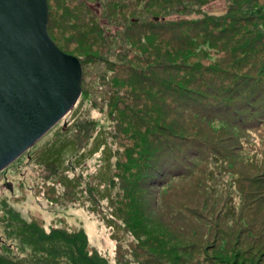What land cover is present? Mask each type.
Instances as JSON below:
<instances>
[{"label": "rangeland", "instance_id": "rangeland-1", "mask_svg": "<svg viewBox=\"0 0 264 264\" xmlns=\"http://www.w3.org/2000/svg\"><path fill=\"white\" fill-rule=\"evenodd\" d=\"M183 1L186 7L194 0ZM46 2L48 35L79 59L81 91L65 115L0 170V264H72V259L73 264H87L83 258L87 253L93 259L100 255L96 264H264V236L258 238L257 232L244 230L235 243L236 231L249 226L220 222L210 212L208 220L196 217L206 209L222 213L232 205L235 211L243 208L248 220L264 225V206L258 199L264 198V117L259 121L249 118L247 126L252 128L235 131L230 138L228 127L201 119L214 106L195 101L192 107V100L183 101V84L170 79L167 70L151 71L156 73L152 78L145 70L141 76L131 72L147 67V53L169 49L178 52L175 60L189 52V62L200 59L205 63L206 70L198 76L202 83L195 76L184 79L198 87L192 93L195 100L246 89L256 71L264 67V50L248 54L238 46L249 35L248 20L237 24L244 29L228 38L233 41L226 42V48L220 42L210 46L195 44L196 40L177 47L178 42L186 41L183 26H174L162 32L154 49L151 31L155 29L151 27L158 24L151 25V21L179 22L175 20L199 18L202 12L224 16L228 11L232 15L237 13L234 7H251L254 2L257 6L258 1L205 0L199 10L193 2L187 11H176L180 0ZM228 74L223 85L214 82L217 88L204 90L216 77ZM253 84L261 86L251 91L256 104L264 98V85ZM57 136L58 147L72 146L73 150L55 166L50 160L58 158L52 143ZM99 141L110 147L103 158L110 164L107 170ZM159 141L171 150L159 155L155 145ZM51 143L54 146L42 151ZM91 143L95 148L89 153ZM83 151L84 156L70 164ZM186 153L187 160L183 158ZM158 156L160 162L168 159L163 164L165 171L191 168L185 179L174 177L169 184L173 205L191 200L188 211L192 214L182 207L179 211L188 220L163 215L158 199L156 209L161 215L150 206L147 184L155 174L148 176ZM106 171L114 182L106 181L105 189ZM257 176L260 179L255 181ZM196 193L209 202L196 206L205 202L197 201ZM110 201L117 207L116 227L110 223ZM86 223L93 224L92 230ZM262 228L256 229L263 232ZM201 229L211 233L200 235Z\"/></svg>", "mask_w": 264, "mask_h": 264}, {"label": "water", "instance_id": "water-1", "mask_svg": "<svg viewBox=\"0 0 264 264\" xmlns=\"http://www.w3.org/2000/svg\"><path fill=\"white\" fill-rule=\"evenodd\" d=\"M46 0H0V170L74 104L80 64L46 32Z\"/></svg>", "mask_w": 264, "mask_h": 264}, {"label": "trees", "instance_id": "trees-1", "mask_svg": "<svg viewBox=\"0 0 264 264\" xmlns=\"http://www.w3.org/2000/svg\"><path fill=\"white\" fill-rule=\"evenodd\" d=\"M187 1V0H186ZM197 1V2H196ZM258 1L259 4H256L257 6L253 5L255 4V2L252 4L251 7H247V5L244 7L243 6H236L234 7L236 9L237 13H233L232 15L229 14L228 11H225L224 16L222 15H213L210 13H206V12H202L199 16V18H191V19H178L175 21H179V22H170V21H165V20H160V21H151V25L153 24H158V25H154V26H150L149 24H147L149 27L154 28L155 31L151 33L154 35V40L152 45H151V49H154V47L156 46V42H158L157 39H162L163 35L162 32L164 31H168L170 30L172 27L176 26L177 28H181V26H183L184 31L181 30V32L184 33L183 38L185 39V43L182 44L181 42H178V44L176 45L178 47V45H189L191 41L196 40L194 43L195 44H200L202 42H206L208 43V45L213 46L214 42H220L221 47H225L226 42L228 41H233V40H228V38L232 35V34H236L241 32V28L242 26H238L237 24H239V22L244 21L245 22L248 20V28L246 30H248L249 35L245 38L244 42H241L240 39V43H239V47L241 52L245 51L248 54H255L257 52H259L261 49L264 50V42L261 43L262 40H264V1L260 2ZM194 3H196L197 9L200 6H202V4L205 2V0H194ZM193 2L189 5H187L185 7V3L183 0H180V3L178 2V8H176V11H181V9H184L183 11H187L188 8L192 7L193 8ZM184 3V4H182ZM48 8V6H47ZM195 10V9H194ZM256 11L257 15L256 18H254L255 16L252 14V12ZM255 13V12H254ZM228 16V17H226ZM235 19V21H233ZM256 19V20H255ZM232 21L231 23L229 21ZM227 22L229 23L227 25ZM251 22V23H250ZM255 28H252V27ZM163 28V29H162ZM48 29V28H47ZM244 29V28H242ZM255 31V32H253ZM158 35H162L161 37ZM240 36V35H239ZM231 38V37H230ZM160 41H164V40H160ZM166 41V40H165ZM214 41V42H213ZM165 43V42H164ZM61 51H64L61 47H59L57 44H55ZM207 45V44H206ZM203 45V46H206ZM157 47V46H156ZM174 48V47H173ZM226 48V47H225ZM173 52V53H172ZM66 53H71V52H66ZM172 53V54H169ZM176 51H169V49H167V51L164 52H150L147 53L149 55V58L146 57V60L148 61V65L146 68H142L139 71H134L131 70V72L133 73H137L140 76L144 73V72H148V76L149 78H152L153 76L156 75V73H151V71H155V70H160V71H165L167 70L169 73H171L170 75H167L170 79H172L174 82L175 79H179L181 84H183L184 87V91H185V96L181 95L182 98H184L183 101H191V105L192 107H194L195 105V101H203V102H216L215 103V107L218 108H222L224 113L228 114V118L231 119L233 117V114L235 112H240V110L242 108H247L250 107L253 104V100L251 99V97L249 96V92L253 91L256 86L259 87V84H253L254 82L257 83H263L264 85V67L258 71H256L255 77L252 79V81H250V84L247 85L246 89H243L242 91H233L232 93H230L229 95L226 94H221V95H215V96H208L207 99L205 100H199V99H194L193 96V90H197V86L194 85L192 86L191 84L187 83L184 81L185 76H190L193 77L195 76V78H197V80L202 83V81L204 80H200L198 78V76H201V74L206 70V65L205 63L200 60L197 59L196 61H192L189 62V60L186 59L187 55L189 54V52H186L185 55L184 53L182 54V57L180 58V60H175L176 56H177ZM144 54V53H143ZM73 55V54H71ZM153 59V60H150ZM255 65V63H254ZM258 66V65H255ZM139 68V67H138ZM141 68V67H140ZM145 70V71H144ZM255 72V67L252 69ZM142 71H144L142 73ZM231 74L228 75H224L223 77H221L222 79H218L217 77L211 81L207 86L204 87V90H208L211 88H217L218 86H214V82H218L220 84H224L227 80H228V76H230ZM236 75H232V77H235ZM167 78V77H166ZM164 78V79H166ZM175 78V79H173ZM202 78V77H200ZM207 78V76H206ZM163 79V80H164ZM162 80V82H163ZM169 82L168 80H164ZM178 83V82H176ZM168 84V83H167ZM180 85V83H178ZM140 86V85H139ZM182 86V85H180ZM221 86V85H220ZM219 86V87H220ZM192 87V88H190ZM261 87V86H260ZM259 87V88H260ZM246 94V95H245ZM190 95V97L188 96ZM189 97V98H188ZM215 97H219L215 98ZM211 98H215V99H211ZM260 103H264V99L260 101ZM240 106L242 108H240ZM176 125V124H174ZM222 123H219V126H222ZM177 138H180L179 136H177ZM194 139H197L196 137H193ZM60 137L57 136L55 141L53 140L52 143H54V145L51 143L47 146H45L44 149H42V151H44L46 148L50 147V146H54L56 149L54 151L55 157L57 156V159H53L50 160V162H52V165H61L62 162H64L65 158L71 154V150H73V147L70 146L67 149H64L61 147H58V141H59ZM205 141V140H203ZM207 144V143H205ZM102 145L100 152H101V158L102 160H104V153H110V147L108 148L106 146L105 141H99V148ZM108 145V144H107ZM156 150L158 151L159 155H162L163 153H167L165 151V149L171 150L170 145L165 146L163 148L162 145H160V141L156 142ZM91 149L88 150L89 153L93 152V149L95 148L94 143H91L90 145ZM162 148V149H161ZM75 151V150H74ZM48 151H46L44 154H46ZM99 152V153H100ZM155 153V152H154ZM84 156V151L82 153L77 154V157H74L73 160H70V164H72L74 162V160L77 158H81ZM159 157L158 156V160L157 163L152 164L151 161V168L149 170V176L148 178H151L152 176H155L153 178H151L150 182L147 184V188L150 190L151 193V197H152V206L154 209H156L157 206V199L159 200V202L161 201L162 205H161V212L163 213V215L166 216H174L175 219L178 220H188V219H183L182 216L179 215V211H181V208H183V211H187V213L192 214V212L188 211V208H190L192 206L191 200H184V201H178L177 203H175L174 205L172 204V199L171 197L173 196L174 192L172 189H170L169 184L173 183L172 181H169L171 178H174V175L180 176L183 179H185L188 176V172L191 171V168L187 167H183V171L180 168L174 169V170H167L165 171V167L163 166V164L165 162L168 161V159L164 160L163 162L159 161ZM185 157V155L183 156V158ZM104 165L106 167V170L108 169V167L110 166L109 162L106 160L103 161ZM262 175V174H261ZM64 176V175H63ZM260 176H257L256 178H254L255 181H258L260 178ZM103 178L105 179V185L104 188L106 189L108 187V185H106V181H109L108 184L112 185L114 182V176L111 174L109 176L108 171H106V173H104ZM63 181L66 180V177H62ZM72 179V178H71ZM70 179V180H71ZM73 181V179L71 180ZM187 190H185L184 192H186ZM198 192V191H197ZM101 197L99 196V199ZM195 199H198L197 201H205L203 203H197L196 206H202L205 203L209 202V198L207 197H203L201 195H198V193L195 194ZM259 201H261V205L264 206V198L258 197ZM110 207H111V212L109 213V215L111 216V218L113 220H110V223L113 224V221H118V216L116 214V205L113 206L110 202H108ZM115 204V203H114ZM156 212L159 214V210L158 208L156 209ZM168 212H171L172 214L167 215ZM207 212H210L215 218L216 220L223 222V223H227V224H237V225H244L249 226L247 228H242L240 231H236L235 235H236V242L235 243H239L240 242V236L241 234H243L244 230L246 232H251V233H256L257 232V237L261 238L264 236V225L263 228L261 229L263 232H259L256 228L257 227H262L260 224H255V222L253 220H248L247 216H246V211L242 208L241 210H236L234 206L229 205L228 207H226L222 213H218L215 212V210L210 209L208 211V209H206L202 214L200 215H196V217H200L206 220L209 219V217L206 216ZM161 215V214H159ZM259 217V216H258ZM250 219V218H249ZM113 226L116 227V225L113 224ZM197 230H199V228H197ZM187 229L185 228V233H186ZM218 233V231H216ZM210 234L211 232L206 231L204 229L200 230V235L201 234ZM229 236V235H228ZM70 240H72L73 242H75L74 237L69 238ZM227 239V238H226ZM230 243V242H229ZM264 246V242L262 243ZM81 249L78 248L77 251L78 253H82L80 251ZM89 254V253H87ZM84 255L83 253V258L87 261V264H96L95 259L99 260L98 256L94 258L93 255ZM81 255V254H80ZM6 261V260H5ZM72 264H73V259H72ZM102 264H106L105 262H103Z\"/></svg>", "mask_w": 264, "mask_h": 264}, {"label": "bare ground", "instance_id": "bare-ground-1", "mask_svg": "<svg viewBox=\"0 0 264 264\" xmlns=\"http://www.w3.org/2000/svg\"><path fill=\"white\" fill-rule=\"evenodd\" d=\"M46 32L48 33V29H47V26H46ZM53 41V40H52ZM54 42V41H53ZM55 43V42H54ZM66 53V52H65ZM68 54V53H67ZM71 55V54H70ZM74 56V55H73ZM76 57V56H75ZM77 58V57H76ZM77 60H78V62H79V64H80V61H79V59L77 58ZM80 68H81V64H80ZM80 71H81V69H80ZM81 74H82V71H81ZM80 80H81V78H80ZM81 86V83H80V81H79V87ZM80 91H81V87H80ZM79 94H80V92H79ZM79 94H78V96H79ZM77 96V97H78ZM76 100H77V98H76ZM94 223V222H93ZM86 225H87V228H89V229H91L92 230V228H93V224H89V223H86ZM96 227V226H95ZM94 231H95V229H94Z\"/></svg>", "mask_w": 264, "mask_h": 264}]
</instances>
